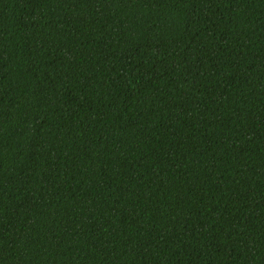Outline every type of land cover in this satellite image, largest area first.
<instances>
[{
    "label": "trees",
    "instance_id": "1",
    "mask_svg": "<svg viewBox=\"0 0 264 264\" xmlns=\"http://www.w3.org/2000/svg\"><path fill=\"white\" fill-rule=\"evenodd\" d=\"M0 264H264V0H0Z\"/></svg>",
    "mask_w": 264,
    "mask_h": 264
}]
</instances>
